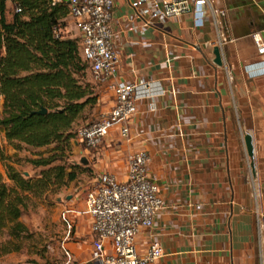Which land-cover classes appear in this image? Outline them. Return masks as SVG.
I'll return each mask as SVG.
<instances>
[{"label":"crops","instance_id":"1","mask_svg":"<svg viewBox=\"0 0 264 264\" xmlns=\"http://www.w3.org/2000/svg\"><path fill=\"white\" fill-rule=\"evenodd\" d=\"M203 9L202 28L193 13L145 25L131 0H115L119 63L108 83L97 80V106H112L110 84L140 77L160 81L165 93L139 102L129 141L115 128L95 152L84 151L97 158L89 166L97 180L106 171L126 180L128 155L149 152L166 208L138 245L144 252L150 240L162 243L155 264H264V222L255 214H264V55L252 37L264 35V0H207ZM70 246L74 264H99L90 261L93 239L88 248L79 239Z\"/></svg>","mask_w":264,"mask_h":264},{"label":"trees","instance_id":"2","mask_svg":"<svg viewBox=\"0 0 264 264\" xmlns=\"http://www.w3.org/2000/svg\"><path fill=\"white\" fill-rule=\"evenodd\" d=\"M69 16L64 0H0V132L16 152L53 145L48 155L28 159L42 168L37 178L25 177L8 162L6 175L0 171V233L7 229L17 239L28 232L20 218L30 194L56 191L77 178L78 165L57 162L73 140L83 144L75 124L99 102L95 85L86 80L91 66L80 37L64 33ZM44 107L47 112L39 113Z\"/></svg>","mask_w":264,"mask_h":264},{"label":"built area","instance_id":"3","mask_svg":"<svg viewBox=\"0 0 264 264\" xmlns=\"http://www.w3.org/2000/svg\"><path fill=\"white\" fill-rule=\"evenodd\" d=\"M63 1V0H54ZM70 5V16L75 20L83 58L90 64L98 81L108 83L116 74L119 55L112 25L115 0H64ZM207 0H131L135 15L145 25L166 22L193 13L196 27L206 24L203 5ZM224 14V11H221ZM134 29V28H132ZM257 51L264 55V35L257 31L252 35ZM114 92L112 106L104 109L98 118L77 130V139L87 150L100 148L113 129H118L121 139L129 141V121L138 111V104L165 93L157 80L143 77L133 81H120L109 85ZM155 109V107H153ZM150 154L145 149L128 155L126 180L106 171L88 191L84 206L91 219L93 249L91 262L99 264H155L164 254L162 243L150 240L142 252L138 237L143 230L154 226L156 215L166 208L159 184L150 177ZM72 205L64 207L63 220L68 236L74 227L70 217ZM258 221L264 222V214L255 209ZM64 264H74L72 255Z\"/></svg>","mask_w":264,"mask_h":264},{"label":"rangeland","instance_id":"4","mask_svg":"<svg viewBox=\"0 0 264 264\" xmlns=\"http://www.w3.org/2000/svg\"><path fill=\"white\" fill-rule=\"evenodd\" d=\"M12 14L13 6L9 4V19L12 18ZM64 33L67 36L79 38L75 20L71 16L67 19V27L64 29ZM86 80L97 88V78L90 69H88ZM106 105L107 103H102L99 107L86 108L74 129L95 120L106 108ZM52 147L53 145L39 149L24 147L16 152L8 144L4 134L0 132V171L6 175V163L8 162L24 172L25 177L37 178L42 168L34 167L28 159L37 157L39 153L48 155ZM84 150L85 145L73 140L71 148L66 151L65 159L57 162L66 163L68 166L70 164L78 165V176L74 181L58 187L56 191L30 194L29 206L20 218L28 227V232L23 234L20 239L10 237L7 229L0 233V264H60L68 258L67 252L72 255L73 261L76 262L70 243L79 239L84 248L90 246L93 233L89 228L90 220L85 210L84 200L88 191L96 183L97 174L90 173L86 169H89L88 167L97 158H93L91 155L89 158ZM89 151L95 152L93 149ZM83 156L88 158V165L81 163ZM6 157L8 158L6 159ZM69 169L72 168L69 167ZM67 205H72L73 210L70 217H74L75 223L71 233L66 238L68 228L63 220L62 212ZM90 233L92 237L89 238Z\"/></svg>","mask_w":264,"mask_h":264},{"label":"water","instance_id":"5","mask_svg":"<svg viewBox=\"0 0 264 264\" xmlns=\"http://www.w3.org/2000/svg\"><path fill=\"white\" fill-rule=\"evenodd\" d=\"M214 54H215V59H214V62L217 64V65H220L222 66L223 65V58H222V53H221V48L220 46H215L214 47ZM39 113L41 114H45L47 112V108H42L40 111H38ZM244 136H245V143H246V148H247V153H248V156L250 158V161H251V165L253 167V157H254V147H253V143H252V136L248 133H244ZM81 163L85 164V165H88L89 163V160L86 156H83L81 158Z\"/></svg>","mask_w":264,"mask_h":264}]
</instances>
